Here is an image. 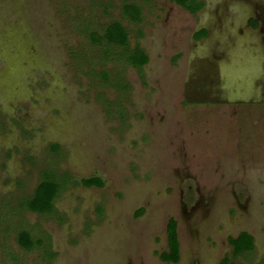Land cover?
Wrapping results in <instances>:
<instances>
[{
	"label": "rangeland",
	"instance_id": "rangeland-1",
	"mask_svg": "<svg viewBox=\"0 0 264 264\" xmlns=\"http://www.w3.org/2000/svg\"><path fill=\"white\" fill-rule=\"evenodd\" d=\"M125 1L140 24L122 19ZM203 1L192 16L167 0H0V264H45L18 247L19 227L49 236L51 264H164L170 218L178 264H220L241 232L254 250L234 264H264V0ZM113 21L149 60L143 81L107 66L128 85L119 100L73 59L80 26ZM51 166L104 187L13 217Z\"/></svg>",
	"mask_w": 264,
	"mask_h": 264
},
{
	"label": "trees",
	"instance_id": "trees-1",
	"mask_svg": "<svg viewBox=\"0 0 264 264\" xmlns=\"http://www.w3.org/2000/svg\"><path fill=\"white\" fill-rule=\"evenodd\" d=\"M152 0H143L149 3ZM170 3L182 8L190 15L195 16L204 9L205 3L203 0H167ZM121 17L130 24L138 25L142 21V9L139 4L125 1L121 9ZM81 27L83 38V48L73 55L74 61L81 60L80 65L88 68V74L99 78L104 86H108L118 92L117 99L123 98V92L126 93L128 85L121 84L124 82V76L120 77L112 74L107 67L110 64H118L129 66L135 69L140 79H143V67L148 63V56L143 49L137 44L134 48L129 45V34L126 27L121 21H113L106 25L101 31L92 30ZM207 32L202 30L194 35L195 39L205 37ZM142 34H139L141 37ZM96 61L102 66H105L104 71L96 73L94 71L93 62ZM143 81V80H142ZM119 85V86H118ZM104 98V97H103ZM109 105V103H108ZM120 105L117 104V108ZM119 114L123 117V111L119 109ZM120 117V118H121ZM51 150L55 153L61 149L59 145H51ZM70 187L84 188H103L104 182L99 177H89L84 179H75L69 173H61L51 166L48 169L42 170L40 180L31 197L23 199L19 203L18 211L12 212L13 217L19 213L26 211L40 216H50L55 211V202L60 198L63 192ZM19 214V215H20ZM143 214V210H139L136 216ZM16 242L18 247L25 252L32 251L35 248H41L43 252V261L45 264H51V261L56 257V253L50 250V238L47 235L43 237H34L32 233L24 228L16 230ZM228 244L232 248L231 255L225 256L220 264H234L240 258H249L248 256L254 250L253 238L246 232L239 233L235 238L229 237ZM166 246L167 250L159 254V259L164 264H178L180 261V243L177 232V222L170 218L166 226ZM11 258L15 259L11 256Z\"/></svg>",
	"mask_w": 264,
	"mask_h": 264
}]
</instances>
